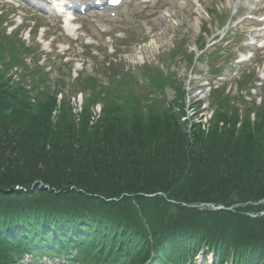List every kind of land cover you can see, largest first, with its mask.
<instances>
[{
  "label": "trees",
  "instance_id": "16d2710c",
  "mask_svg": "<svg viewBox=\"0 0 264 264\" xmlns=\"http://www.w3.org/2000/svg\"><path fill=\"white\" fill-rule=\"evenodd\" d=\"M3 23L0 264H20L25 255L194 264L205 250L215 264H264V105H247L237 128V102L216 91L212 128L206 135L197 127L192 143L177 102L148 105L143 90L128 96L109 86L90 89L78 122L64 97L53 123L56 96L46 100L34 87L32 102L23 85L11 84L7 73L28 49L3 34ZM125 83L132 78L114 82ZM98 101L102 116L91 125Z\"/></svg>",
  "mask_w": 264,
  "mask_h": 264
},
{
  "label": "rangeland",
  "instance_id": "374dc122",
  "mask_svg": "<svg viewBox=\"0 0 264 264\" xmlns=\"http://www.w3.org/2000/svg\"><path fill=\"white\" fill-rule=\"evenodd\" d=\"M35 1L38 2V0H0V15H4L2 20L8 19V27H2L4 29L3 34L5 33L4 35L6 37H12L15 41L20 43L25 40L26 43L35 47L38 57L43 58L44 55L50 54L45 58L46 64H49L51 67L53 66V70L44 84V86H47L46 91H48V94L43 95L46 100L47 97L54 92H57V90H60L58 89L59 87H62L61 91L63 90L62 92L67 95L69 105L71 106L70 108L74 109L73 114L76 116L77 113L81 112V99L83 102H86V100L91 97L90 89L99 91L100 88H107L110 86V88L115 89L117 93H122L123 95L128 94V96L141 94V91L143 90L147 93V97H149L150 92L146 87L131 84V87L127 88L126 83L119 87L115 85L114 82L119 84L122 82L125 75H129L131 70H134L141 65L146 64L143 67L144 69H146V67L155 69L156 67L161 66L159 63L162 61L166 66H170L171 70L174 72V77L171 81L158 79L156 84H158L157 86L162 87V89L160 87L159 90L157 89V86L152 83L150 89L153 92V97H155V95L157 96L159 93H164L166 96L168 95L170 103L174 99H178V94L183 93V91L187 92V76L190 66L188 61L189 56H193L190 50L193 49L196 44L199 46V42L203 37L202 29L204 24L208 22L199 15L200 11L196 8L194 1L160 0L156 5V11L152 9L151 5L143 6L136 3L133 7L125 6L122 13L123 16L119 18L120 21L118 23H106L113 29L110 33L103 32L104 29L102 25L93 24L91 22V18H97L100 20V23L104 24L106 20L104 15L99 13H89L87 17L81 18L78 21L82 24V32L79 33L80 37L78 40H73L72 38L67 37L56 19L45 15L43 9L39 7V3L37 5ZM199 1L202 2L204 9L208 11L209 14L216 9L218 12V8L224 14L221 20L220 18L216 19L215 16L211 14L214 31H216L217 28L222 27L226 30L229 28L230 31L234 25L240 24V21H237L238 19H243V16L252 13L253 11L250 12V10L254 8V4L250 3L249 0H233V8L235 5H238L240 12V14L235 17V9L233 10L232 8L231 11L226 12L223 10V5L226 6L224 0ZM254 10H256V7ZM248 25L249 23H241L240 28H242L243 31H247L249 29ZM36 26L37 28L35 29L34 27ZM30 28L32 33H30ZM13 29L15 30L10 32ZM151 33L154 34L151 36ZM151 37L155 38L157 50H154L151 47L149 41ZM242 37L247 39L245 44H253L255 43V40H257L256 34L249 32H247V34L243 33ZM238 38H233V40L237 42L234 48L225 49L227 55L236 54L237 48L240 47L241 51L245 52V55L247 56L249 51H244V43ZM223 48H227V44H224ZM250 50L254 53V57L251 60L252 63L244 64L240 66L239 69H236V71L232 70L231 67L234 66L231 63H227L225 59L226 55L224 57L222 56L217 62V68L222 66L226 67L224 71V82H229L228 87H230L233 84L232 81L234 82L239 76V70L247 69L255 63L260 62L262 59L264 60V49L258 50L255 46L252 47V49L250 48ZM41 51H44L46 54H44V52L41 54ZM49 51L51 52L48 53ZM139 51L141 52L139 53ZM172 55H174L175 59H173ZM69 61L71 63L68 65L69 71L66 70L68 74L65 78L66 80L64 83L61 82L63 84L60 83L57 87L55 82L59 77H62L63 73H66L64 70L66 68L62 67L61 62L67 63ZM204 61L205 60L201 62L202 66H196L197 72L203 70ZM78 63L83 65V70L81 69L73 72V70H76V65ZM46 64L43 66L44 69ZM40 65L42 64L40 63ZM70 67L73 68L72 76L70 74ZM252 68L254 67L252 66ZM125 70H128L127 73H124ZM164 71L167 73L166 68H164ZM257 72L258 76L262 77L264 75V65L262 69L258 68ZM8 73L9 75L12 73L16 74L13 70H10ZM78 74L80 75L78 91L81 92V90L88 87L83 92V96H80L81 94H79V96L73 95L72 90L74 88L70 86L73 82V78ZM19 77L20 75L17 73L15 79H19ZM210 78L213 79L214 75H210ZM29 79L31 80V78ZM47 82H49L48 85ZM195 84L197 85L198 82L196 81ZM234 91L235 86L232 89V92ZM202 93L204 94L205 92ZM184 94V99L187 101L186 93ZM239 94L245 96V92H240ZM260 95L264 96L263 88L259 92V96ZM182 98H179L177 101L179 105L181 104L180 99ZM249 99L252 98L246 97V100ZM202 100L205 101V99ZM102 103V101L94 103L91 107L92 111L94 110L93 117H95V120L96 117L99 116L97 107L98 105L102 106ZM188 103L189 102H187V104ZM191 105L196 112L200 111L201 108L203 109L204 106V104L202 107L201 104H194V100H192ZM132 106L133 105H131V107ZM186 106L188 107V105ZM186 106H184L183 111H186ZM59 110V107H56L54 112H52L53 123H56L57 121ZM128 111L130 113L131 109H128ZM175 114L179 117V122L183 125L184 129V118L180 116L181 113H179V111L178 113L175 112ZM209 119L210 118L207 117V120L205 121L209 122ZM212 120L213 119H211L210 122ZM254 120V123L257 122L256 118ZM200 129H202V127ZM36 186L37 185L34 184L32 189ZM38 186L42 187V184L39 183ZM203 258H205V256L202 253L196 260V264H201ZM207 259L211 260L212 256H208Z\"/></svg>",
  "mask_w": 264,
  "mask_h": 264
},
{
  "label": "bare ground",
  "instance_id": "6f19581e",
  "mask_svg": "<svg viewBox=\"0 0 264 264\" xmlns=\"http://www.w3.org/2000/svg\"><path fill=\"white\" fill-rule=\"evenodd\" d=\"M90 1H91L92 3H94V4H95V3H96L98 0H90ZM90 1H88V0H87V3H89ZM72 5H73V7H75V5H76V7H78V6H79V4H78V3H76V4H75V3H72ZM66 29H67V30H71V29H69V28H66Z\"/></svg>",
  "mask_w": 264,
  "mask_h": 264
},
{
  "label": "snow or ice",
  "instance_id": "6c2138e0",
  "mask_svg": "<svg viewBox=\"0 0 264 264\" xmlns=\"http://www.w3.org/2000/svg\"><path fill=\"white\" fill-rule=\"evenodd\" d=\"M112 2H113V3H118V2H119V0H112Z\"/></svg>",
  "mask_w": 264,
  "mask_h": 264
}]
</instances>
